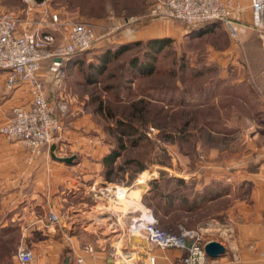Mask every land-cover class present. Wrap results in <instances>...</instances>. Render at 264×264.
I'll return each mask as SVG.
<instances>
[{"label": "crops", "instance_id": "1", "mask_svg": "<svg viewBox=\"0 0 264 264\" xmlns=\"http://www.w3.org/2000/svg\"><path fill=\"white\" fill-rule=\"evenodd\" d=\"M136 1H144L150 7L156 0ZM240 1L245 9L242 19L237 22V39L230 40L224 46L211 45L210 52L220 60L222 56L229 55L228 64L234 73L231 82L239 92L245 89L247 98L241 97L239 101L244 103L247 110L239 115L235 128L227 131V135L233 137L232 142L239 144L242 152L218 161L214 157H217L219 146L201 141L199 144L205 146L206 151L209 149L213 157L203 160L206 167L202 173L189 172L181 178L187 183H193L197 191L209 194L222 186L229 188L239 179L237 174L244 176L243 173L247 172L242 169L248 168L252 160L258 159L261 183L244 191V197L236 196L232 205L223 209L217 208V201L231 198V187L218 198L205 199V204L197 209L196 212L204 215L196 220V225L201 229L205 241H218L225 246L229 245L235 252L239 250V261L228 260L226 254L220 257V261L211 262L212 264H253L251 249L264 251V55L257 35L249 26L250 0ZM0 11L4 10L0 8ZM23 18L26 20L25 14ZM164 20L166 19L150 18V22L137 31L139 37L132 36H135L134 39L168 36L172 28ZM217 26L223 24L218 22ZM46 31L54 35L56 42L61 39L56 29L47 26ZM128 33H123L122 36ZM48 64L49 60L43 61V68L38 71V75L44 79L48 100L58 109L56 100L50 98L49 86H61L62 80L60 84L53 82L47 71ZM219 64L224 67L227 62L222 60ZM5 84L6 71L0 69V126L8 121L15 106L27 104L30 100L27 85L20 84L15 89L8 90ZM67 136L66 144L55 146L53 153L57 157L74 155L70 163L54 159L51 156V146L43 148L40 154L31 156L20 142L7 140L0 134V264H18L12 251L6 249L14 243L32 251L33 264H74L75 257L83 255L81 248L85 244L94 247L92 255L84 256L87 262L115 264L110 255L112 249L129 251L134 248V238L126 232V216L121 209H110L106 213L99 205L108 202L92 199L94 203L90 204L83 201L86 196L89 197L87 194L90 184L101 179L109 183L103 176L101 163V158L108 149L104 150L90 141L75 143L72 141V131ZM231 145L230 143L224 147L225 151L222 153L231 149ZM222 164L228 172H220ZM249 178L250 175L246 179L250 180ZM249 184L248 182L244 186L248 187ZM114 185L117 192L122 188ZM133 203L137 205L134 210L138 213L142 204L136 200ZM50 212L63 215L59 223H48L47 216ZM101 214L103 217H100ZM204 221L209 222L202 223ZM182 254L183 251L176 248L162 250L147 247L139 250L135 259L136 264H147L148 256H154L156 264H177Z\"/></svg>", "mask_w": 264, "mask_h": 264}, {"label": "rangeland", "instance_id": "2", "mask_svg": "<svg viewBox=\"0 0 264 264\" xmlns=\"http://www.w3.org/2000/svg\"><path fill=\"white\" fill-rule=\"evenodd\" d=\"M50 6L58 14L62 22L61 26L66 21H82L95 25V31H98L97 39L88 50L95 51L96 54L116 43L147 40L134 39V37H139L137 31L149 23V19L141 24L125 21L131 17L147 15L151 6L149 7L144 1L139 3L136 0H51ZM0 8L4 11H13L20 17L18 22L20 29L25 28L29 23L35 25L38 21L35 17L29 23L24 20L25 7L21 0H0ZM164 21L169 28H172L168 36H163L168 37L170 42L155 58L154 72L151 75L141 76L129 73L125 69L127 61L140 52L139 48H135L123 54L117 62L111 63L104 74L97 77L95 83L89 82L85 77L90 70L87 64L94 59V54H88L81 64L71 63L68 69L66 67L61 86H49L50 98L56 100L58 105L56 112L64 125L61 142L58 145L66 144L67 133L72 131L73 142H94L108 151L111 147L117 146L120 140L125 146L121 159H134L135 163L127 166L128 172L115 175V179L119 181H108L113 188H115L114 184L122 186L118 191L119 200L118 198L96 199L99 202H108L99 205V208L106 213L110 209H121L126 216V229L131 218L128 215L136 214L137 211L134 210L137 205L133 201L136 200L142 206L148 207L142 202L141 193L148 190L151 180L161 179L162 176L181 178L189 172L202 173L206 167L203 160L213 156L210 155L209 149L206 151L207 148L199 144L201 141L208 142V145L215 143L219 146L217 157H214L218 161L242 152L239 144L232 142L234 139L227 135V131L235 128L239 115L247 110L244 103L239 101L247 98L245 89L242 88L243 90L239 92L231 82L234 73L231 72V65L228 64L229 55L222 56V60L227 62L223 70L224 67L219 64L222 60L218 57L214 58L210 52L211 45L224 46L235 39L228 36L224 26H217L215 31L198 36L192 31L193 27L184 22L170 19ZM127 32L129 33L126 36H122ZM139 100L156 105V108L160 107L163 114L173 116V119L167 124L165 119L164 124L149 118L135 119L133 124L137 127L138 134L134 137L120 138L121 134L116 129V122L120 119L128 120L131 116L135 117L137 114H133L134 105ZM248 104L252 105V103ZM135 137L139 138L133 144ZM230 143L231 149L223 154L222 152L225 151L223 148ZM187 144L192 148L189 149V156L184 154ZM205 144L207 147V143ZM138 161L145 169L135 174L133 181H130V175H134L131 171L135 172ZM259 166L260 161L254 159L249 163L248 168L242 169L247 173H243L245 175L241 177L238 173L239 179L229 186L232 188L231 198L218 200L217 208L223 209L229 204L232 205L236 196L244 197V191H249L252 186L261 183ZM220 168V172H228L223 164ZM249 175L250 180L246 179ZM248 182L250 184L245 187ZM142 184L145 185L146 190L141 189ZM229 188L222 186L220 190L225 194ZM87 195L89 197L86 196L83 201L94 203L93 198ZM199 215L187 216L186 224L183 226L199 229L196 225ZM100 217H103V214ZM205 222L209 221L202 223ZM159 226L167 228L161 224ZM224 241L227 244V241ZM18 247L14 243L6 249L11 250L15 256ZM234 252V249L226 245L223 256L227 254L228 260L239 261V250ZM263 253L264 251L251 249L253 264H264ZM216 261H220V257L212 261L209 259V264ZM33 263L34 257L29 264Z\"/></svg>", "mask_w": 264, "mask_h": 264}, {"label": "built area", "instance_id": "3", "mask_svg": "<svg viewBox=\"0 0 264 264\" xmlns=\"http://www.w3.org/2000/svg\"><path fill=\"white\" fill-rule=\"evenodd\" d=\"M27 23L38 19L35 25L29 23L19 28L20 17L13 11H0V69L6 71V88L13 90L25 84L30 93L27 104L15 106L8 121L0 127V134L7 140L20 142L31 156L38 155L43 148L57 146L64 131L62 119L51 105L45 92L44 79L38 75L43 61L49 60L47 71L53 82L60 84L67 64L75 53L91 48L96 40L95 25L76 21L62 25L56 11L51 8V0H21ZM251 19L249 26L257 35L264 52V0H250ZM244 6L240 0H156L145 16L131 17L127 23H143L146 19H170L196 26L216 21L223 24L228 36L237 39V22L242 19ZM50 25V26H49ZM56 29L61 40L56 42L46 28ZM88 194L97 200L116 199L119 193L111 184L98 180L88 186ZM63 215L50 212L47 221L59 223ZM126 232L131 235L133 249L124 251L114 248L110 253L115 264H136L139 250L147 247L158 249L176 248L183 251L177 264H209L201 229H188L179 226L173 232L161 228L151 209L142 206L130 218ZM83 255L75 257L74 264H92L85 255H92L94 247L85 244L81 248ZM15 257L18 264H29L32 251L18 247ZM264 258V253H263ZM147 264H156L154 256H148Z\"/></svg>", "mask_w": 264, "mask_h": 264}, {"label": "trees", "instance_id": "4", "mask_svg": "<svg viewBox=\"0 0 264 264\" xmlns=\"http://www.w3.org/2000/svg\"><path fill=\"white\" fill-rule=\"evenodd\" d=\"M217 23L218 22L216 21H210L192 26V31L198 36L204 35L214 31ZM169 42L170 39L168 37H156L149 38L146 41L133 40L116 43L106 47L102 52L97 54L95 51L86 50L84 52L73 54L67 67L69 68L71 63H74L75 65L81 64L88 54H94V61L92 60L87 64V67H89L90 70L89 73L85 74V77L89 82L95 83L98 80L97 77L104 74L111 63L113 64L117 62L123 54L135 48H139L140 52L127 61L125 69L129 73L149 76L154 72L153 65L155 58L163 48L169 45ZM156 107V105L147 101L139 100L138 103L134 105L133 114H137L135 117L131 116L128 120L120 119L116 122V129L119 130L118 133L121 134L120 138H123V136L134 137L138 134L137 127L133 124L135 119L149 118L154 121H160L161 124H164L165 119L166 124L167 122L170 123L173 116H166L161 112L160 107ZM138 138L139 137H135V139H133V144ZM186 148L187 150H185L184 154L189 156L191 145L187 144ZM124 149L125 146L123 142L119 140L117 146L111 147L101 158V163L103 165L102 173L104 178L109 182L119 181L118 179H115V175L128 172L129 169L127 166L135 163L134 159L131 158L121 159ZM137 164L138 167L135 172L131 171L134 175H130V181H133L135 174H138L145 169L144 166L140 165L139 161ZM220 189L213 193L210 192L209 194H206L197 191L193 183H187L183 178L162 176L161 179H153L149 182V188L146 193L143 194L142 202H144L145 205L147 204L151 209L157 220L158 226L159 224L167 226V228L164 229L175 232L178 229L179 224L182 226L186 224L187 216L191 217L192 215H198L200 213L196 211L205 204V199H214L222 196L224 193H222ZM202 215L203 213H200L198 218L202 217Z\"/></svg>", "mask_w": 264, "mask_h": 264}, {"label": "water", "instance_id": "5", "mask_svg": "<svg viewBox=\"0 0 264 264\" xmlns=\"http://www.w3.org/2000/svg\"><path fill=\"white\" fill-rule=\"evenodd\" d=\"M55 149V145H51L50 150L52 151L51 156L54 159L66 162V163H70L73 159H74V155L68 156V157H57L53 151ZM143 188H145V185H142ZM205 252L208 256L209 259L214 260L217 259L221 256H223V254L225 253V246L218 242V241H208L205 244Z\"/></svg>", "mask_w": 264, "mask_h": 264}, {"label": "bare ground", "instance_id": "6", "mask_svg": "<svg viewBox=\"0 0 264 264\" xmlns=\"http://www.w3.org/2000/svg\"><path fill=\"white\" fill-rule=\"evenodd\" d=\"M141 188H143L141 185H140Z\"/></svg>", "mask_w": 264, "mask_h": 264}]
</instances>
